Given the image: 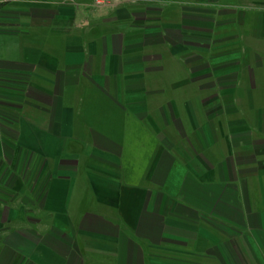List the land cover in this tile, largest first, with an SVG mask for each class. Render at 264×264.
Returning a JSON list of instances; mask_svg holds the SVG:
<instances>
[{"label":"crops","instance_id":"crops-1","mask_svg":"<svg viewBox=\"0 0 264 264\" xmlns=\"http://www.w3.org/2000/svg\"><path fill=\"white\" fill-rule=\"evenodd\" d=\"M0 264H264V0L0 1Z\"/></svg>","mask_w":264,"mask_h":264},{"label":"built area","instance_id":"built-area-1","mask_svg":"<svg viewBox=\"0 0 264 264\" xmlns=\"http://www.w3.org/2000/svg\"><path fill=\"white\" fill-rule=\"evenodd\" d=\"M68 1H73V0H68ZM93 3L95 5H106L110 3V0H93Z\"/></svg>","mask_w":264,"mask_h":264},{"label":"rangeland","instance_id":"rangeland-1","mask_svg":"<svg viewBox=\"0 0 264 264\" xmlns=\"http://www.w3.org/2000/svg\"><path fill=\"white\" fill-rule=\"evenodd\" d=\"M0 1H2V2H6L7 0H0ZM92 2H93V0H92Z\"/></svg>","mask_w":264,"mask_h":264}]
</instances>
